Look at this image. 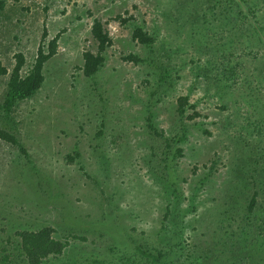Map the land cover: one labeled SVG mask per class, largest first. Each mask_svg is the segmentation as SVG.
Returning a JSON list of instances; mask_svg holds the SVG:
<instances>
[{
	"label": "rangeland",
	"instance_id": "1",
	"mask_svg": "<svg viewBox=\"0 0 264 264\" xmlns=\"http://www.w3.org/2000/svg\"><path fill=\"white\" fill-rule=\"evenodd\" d=\"M3 1L9 72L17 52L25 74L59 37L41 87L7 118L0 107V129L19 143L0 139V258L23 264L17 231L52 226L57 239H85L41 264H264V29L246 48L248 19L234 20L264 18L263 0L254 15V0ZM97 18L111 44L86 77ZM135 23L150 47L131 39ZM182 95L195 107L179 117Z\"/></svg>",
	"mask_w": 264,
	"mask_h": 264
},
{
	"label": "trees",
	"instance_id": "2",
	"mask_svg": "<svg viewBox=\"0 0 264 264\" xmlns=\"http://www.w3.org/2000/svg\"><path fill=\"white\" fill-rule=\"evenodd\" d=\"M262 2L263 9L261 8V11L264 12V0ZM251 4L253 5L248 6V9L249 12L254 15V13L256 12V8L254 6H260L261 4L258 0H254V2H251ZM3 7L4 1L0 0V10L3 9ZM222 12L224 13L225 10H223ZM240 15L246 16V14L241 11L238 16L240 17ZM260 16L261 14L259 15V17ZM240 19H248V21L244 30L245 35H243V33H240L238 40L240 38H243L244 36L245 39L243 41L240 40V42L244 43L246 48L256 47L255 44L251 43L248 37L256 36V43H263V36L260 31L264 29V22L261 24V27H258V23H261L262 19L264 20V18H257V16L255 18H234L236 25H243V22L239 21ZM91 34L97 42V52L93 53L91 51H85L82 55L83 65L81 66V70L86 77L93 76L103 66L104 57L102 55V52L107 46L111 44V38L107 30H105V28L103 27V23L98 18L93 20ZM46 36L47 30H43L41 36L42 40H44ZM58 37L59 34L52 37L47 41L46 46H44L45 44L43 43L39 44L34 63L27 69L25 74H22V69L25 64V56L22 52H17L15 54V64L10 72L8 71V68L6 66L1 64L0 61V75L9 76L7 79L3 100L0 104V107L4 109L6 115L4 116L5 118H7L8 113H10L12 109H14L18 102L32 97V95L41 87L44 81V63L56 53ZM131 39L136 40V42L138 43L144 44L146 47H150V45L154 42L153 36L143 28V25L136 23L134 24V28L132 30ZM250 53L254 55V57H256L252 52V49L250 50ZM261 58H263L262 61H264V54H262ZM123 59L131 62H141L143 60L146 61L145 58L142 59L137 54L133 53L127 54L123 57ZM164 78L165 75H160L161 80H163ZM188 98V95H182L178 96L176 100V113L179 117H182L184 115L186 108L193 109L195 107L194 104H189ZM197 115L198 112L192 111L191 114L187 115V118L192 119ZM150 128H152V130L157 135H161L162 131H158L156 127L150 125ZM0 139L5 140L9 143L19 144L14 134L9 133L8 131H5L3 129H0ZM166 144H170L168 140L166 141ZM20 148L23 153H26L25 149L22 146H20ZM180 151L181 149L178 148L177 152L180 153ZM256 194L257 192H254L250 199L248 205L249 210H251L255 204ZM54 231L55 230L52 226H43L35 230L22 229L17 231V236L20 238V248L22 250V254L25 255V262L23 264H41L42 260L48 255L61 253L63 249L68 245L67 239L71 236L75 238L85 239L84 237H78L75 234L66 235L65 240L57 239L52 235ZM0 264L14 263L8 262V256L4 255L0 258ZM15 264H18V262H16Z\"/></svg>",
	"mask_w": 264,
	"mask_h": 264
},
{
	"label": "clouds",
	"instance_id": "3",
	"mask_svg": "<svg viewBox=\"0 0 264 264\" xmlns=\"http://www.w3.org/2000/svg\"><path fill=\"white\" fill-rule=\"evenodd\" d=\"M35 57H36V56H35ZM34 60H35V59H34ZM25 62H26V60H25ZM33 63H34V62H33ZM24 65H25V64H24ZM31 66H32V65H31ZM31 66H30V67H31Z\"/></svg>",
	"mask_w": 264,
	"mask_h": 264
}]
</instances>
